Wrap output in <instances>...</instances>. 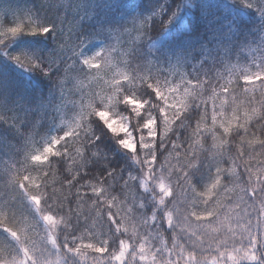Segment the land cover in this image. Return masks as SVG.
Listing matches in <instances>:
<instances>
[{"label":"snow or ice","instance_id":"snow-or-ice-1","mask_svg":"<svg viewBox=\"0 0 264 264\" xmlns=\"http://www.w3.org/2000/svg\"><path fill=\"white\" fill-rule=\"evenodd\" d=\"M22 27L12 26L7 31L15 34ZM50 27L33 25L30 30L48 32ZM97 53L84 57L83 64L97 66L112 55L126 56L119 38L111 50L101 47ZM15 59L26 66L39 67L31 58ZM136 71L139 75L135 78L152 92L147 98H124V104L131 106L129 112L135 123L126 116L114 118L110 112L100 115L106 118L119 144L133 154L144 151L147 162H139L138 173L121 175L112 170L101 176L104 179L92 177L81 184L83 153L69 145L72 137L66 134L62 140L53 136L41 149L29 150L19 163L11 166V181L33 202L42 226L27 217L10 221L7 214L0 212V227L16 242L15 248L0 253V264H242L245 260L264 264L260 260L264 255V57L259 63L254 58L237 76L238 82L243 81V100L232 94L235 89L230 80L226 85L212 86L211 95L205 97V86L211 85V80H203L199 75L182 74L180 81L173 83L168 76L161 81L159 75ZM157 98L158 104L151 105L154 119L146 120L149 100ZM209 101L210 125L206 122ZM202 106L203 115L181 140L179 130L190 127L186 123L187 113L193 110L199 114ZM226 107L231 108L230 114ZM208 135L212 137L210 145ZM184 144L187 147L180 152ZM160 148L167 153L163 161L158 158ZM153 152L155 160L149 159ZM55 158H60L69 174L59 181L60 188L55 187ZM202 162L208 164L211 173L205 190L197 191L189 179L187 187L181 189L183 195L175 197V205L168 207L174 188L171 176L164 179L163 174L186 175L185 169ZM114 174L121 175V193L127 191L123 201L120 195L109 192L108 181L115 178ZM85 188L89 192H82ZM189 191L195 192L205 208L211 203L213 211L199 218L190 216L195 227L186 223L178 228ZM145 193H150L154 200L158 196L159 207L168 215L157 211L151 218L140 219L138 210L149 198ZM72 201L76 202L75 209L69 206ZM117 205L119 215L115 214ZM109 212L113 215L109 216ZM164 224L168 225L167 238L157 228Z\"/></svg>","mask_w":264,"mask_h":264},{"label":"trees","instance_id":"trees-1","mask_svg":"<svg viewBox=\"0 0 264 264\" xmlns=\"http://www.w3.org/2000/svg\"><path fill=\"white\" fill-rule=\"evenodd\" d=\"M16 25L23 27L15 34L7 31ZM33 25L51 27L48 32H32ZM130 25L137 27L139 33V39L132 42L127 54L131 67L148 73L151 62L165 48L188 44L193 55L187 65L190 76L199 75L203 80H211V85L205 86V97L211 95L212 86L226 85L230 80L235 89L232 94L243 100V81L238 82L237 76L245 67L235 64L244 62L248 55L245 51L263 48L264 0H0V212L7 214L10 221L27 217L42 226L33 202L11 181L10 169L29 150L41 147L42 138L63 132L67 123L62 121H71L77 110L73 100H80V96L68 97L55 80L57 73L69 68L72 61L79 64V56L83 54L81 44L99 47L98 38L108 42L112 30ZM74 51L79 55H74ZM212 52L214 54L210 55ZM17 56L31 58L39 67L26 66L15 59ZM226 59H229L228 63ZM53 65L51 72L44 71ZM89 91L91 88L85 81V96ZM151 92L141 86L136 96L147 98ZM81 103L86 104L87 98ZM211 104L209 101L206 121L209 125ZM130 108V105H117V111L135 123ZM203 111L202 106L199 114L193 110L187 113L189 120L186 123L190 127L186 131L179 130L181 140L183 134L190 133L195 127ZM225 111L230 114L231 108L226 107ZM160 131H163L162 127ZM176 131L173 125V132ZM93 133L99 139L89 147L96 156L86 166V174L82 173L85 180L81 184L87 178L104 176L112 169L121 175L139 172L140 166L132 158L134 154L124 149L118 138L98 119L93 122ZM169 136L175 139L173 133ZM211 142L212 137L208 135L207 143L210 145ZM168 146L171 147L170 143ZM184 147L187 145L179 151L183 152ZM164 155L167 153L160 148L158 158L161 161ZM55 159V187L60 188L59 181L69 174L60 158ZM192 171L197 186L206 183L211 174L206 162ZM121 175L114 174V191L120 186ZM82 192H89V189H82ZM145 196L149 198L143 211L150 213L154 202L150 193ZM69 206L75 209L76 202H70ZM15 247L14 238L0 227V253L6 254ZM260 260H264V255ZM242 264H259V261Z\"/></svg>","mask_w":264,"mask_h":264},{"label":"clouds","instance_id":"clouds-1","mask_svg":"<svg viewBox=\"0 0 264 264\" xmlns=\"http://www.w3.org/2000/svg\"><path fill=\"white\" fill-rule=\"evenodd\" d=\"M141 23H144L143 21ZM133 29L131 27L123 28V32L131 33ZM83 37L81 41H83ZM128 41L131 42L132 39H139V33H137L134 37H127ZM114 42L109 41L104 48L107 50H111ZM124 45L123 41L120 40V45ZM82 46V44H81ZM126 46V45H125ZM74 55H79L78 52L73 53ZM92 55H98L97 51H95ZM89 55L79 56V64H76L75 61L71 62L69 68H65L62 73H57L55 80L60 86V88L65 92V94L70 96H80V100H73V102L77 106V110L74 112V116L71 121H62L67 123L66 129L59 133L53 134L48 138H42L43 143L41 147H37L35 149H41L53 136H59L62 140L65 138L66 134L72 137L68 140L70 146H75L76 151L83 153V166L80 169V173H84L86 170V166L92 163V157L96 156V152L89 146L94 144V140H98L99 137L95 136L93 133V122L95 120H99L103 123V125L110 131L108 127L107 120L104 116H101V112H110L112 116H122L117 111L118 104H124V98L130 95H137V89L144 84L137 78L139 73L136 71L134 67L129 65L127 57H120L116 55H112L109 60H101L99 65L90 66L83 64V58ZM55 66H50L48 68H44V71L51 72ZM126 77H128L126 79ZM85 81H87L89 88L93 89L89 91L87 96V103H81V100L85 99V93L83 92ZM94 86H99V91H95ZM159 98L156 101L149 100L150 107L148 111L144 113L146 120L154 119V112L151 105L158 104ZM167 124V122H165ZM139 126V125H138ZM111 132V131H110ZM119 143V142H118ZM143 148V145H142ZM147 153L144 151H140L133 155V160L139 165L140 161H145V157ZM156 153L153 152L152 156L149 157L151 160H155ZM167 156L164 155L163 159H166ZM147 162V161H145ZM195 167H191L189 169H185L186 175H174L171 172L163 174L164 179H168V176H171V183L174 188L173 198H171L170 202H168V207H172L175 205L176 200L175 197L183 195L181 192L182 188L187 187V181L190 179L191 184L196 186L197 191H204L207 182L211 179V174L206 183L201 186H197L194 183V173L193 169ZM115 170V169H112ZM109 173H111V171ZM74 179L75 176L72 175ZM99 179H104V177H98ZM91 178H87L86 182H88ZM85 180V179H84ZM71 180H69V183ZM110 184L109 192L113 195H120L121 200L123 201L127 197V191L121 193V186H119L118 190H113L112 181L109 180ZM179 184V187H177ZM134 190V189H130ZM152 195H156L153 193ZM150 199L154 202V206L150 213L143 211L145 204L139 208L138 217L143 219L145 217H153L157 214V209L159 212L168 215L163 207H159L158 204V196L157 199ZM185 203L187 207L185 209L184 218L181 220L180 224L176 225V227H181L186 223H190L193 227H195V220H189L190 216L195 215L196 218H199L200 215H204L206 212H212L213 206L211 203L207 205V208L204 207V202L200 201V198L196 196L195 192L189 191L188 197H185ZM102 207V206H101ZM115 214H120V208L117 205ZM109 216H112L113 213L109 212ZM157 228L160 231V234L163 238H167L168 232L165 231L168 228L167 224H164L163 227L157 225ZM175 235V233H174ZM135 236V233H133ZM146 238V237H145Z\"/></svg>","mask_w":264,"mask_h":264},{"label":"rangeland","instance_id":"rangeland-1","mask_svg":"<svg viewBox=\"0 0 264 264\" xmlns=\"http://www.w3.org/2000/svg\"><path fill=\"white\" fill-rule=\"evenodd\" d=\"M64 1V0H62ZM90 8V12L92 11L91 5L87 6ZM86 8L83 7V11H85ZM133 29L131 33H125L123 32V27H117V29H114L111 31L110 34V40L111 42H115L117 38H119L121 41H123L124 45H121V51H126V57L129 53L130 46L132 42L136 39H132L131 42L128 41L127 37L129 36H135L138 33V28L134 27L132 25L128 26ZM100 40L101 46H95L96 48H92L91 46H88L85 44L82 45L81 51H83L84 55H92L95 51L99 50L101 47H104L108 42L102 40L101 38L97 39ZM126 45V46H125ZM191 47L188 46V44L183 45H176L172 49L165 48L162 53H160V56H158L156 59H154L151 62L150 65V71L147 74H150L152 76H161V81H163V76H168V79L172 81L173 83H178L181 79L180 75H187L190 76L188 72L187 65L191 63L192 61V53H190ZM211 49L209 48V51ZM247 55L246 58H244V62H237L235 66L243 65V67L247 68L250 66V62L255 58L257 59V63H259V59L261 57H264V42H263V48L262 50H257V48H251L248 51H245ZM82 54V55H83ZM214 52L210 53V55H213ZM188 55H190L188 57ZM226 63L229 62V59L225 60ZM252 71H256L255 67H252ZM191 77V76H190ZM183 87V86H182ZM95 91H99V86H94ZM93 89H91L92 91ZM87 98V96H85ZM115 118V116H114ZM249 261H243L242 263H246Z\"/></svg>","mask_w":264,"mask_h":264}]
</instances>
